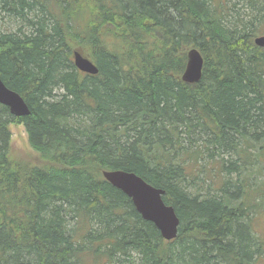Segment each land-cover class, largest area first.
<instances>
[{"label":"trees","instance_id":"obj_1","mask_svg":"<svg viewBox=\"0 0 264 264\" xmlns=\"http://www.w3.org/2000/svg\"><path fill=\"white\" fill-rule=\"evenodd\" d=\"M212 3L0 0L18 21L0 33V79L29 110L0 105V264L264 258L251 230L264 215V0ZM75 49L97 75L75 68ZM190 49L203 58L193 85L180 80ZM12 124L35 158L13 150ZM118 170L164 192L174 241L102 178Z\"/></svg>","mask_w":264,"mask_h":264},{"label":"water","instance_id":"obj_2","mask_svg":"<svg viewBox=\"0 0 264 264\" xmlns=\"http://www.w3.org/2000/svg\"><path fill=\"white\" fill-rule=\"evenodd\" d=\"M254 43L262 47L264 38H256ZM73 65L80 72L88 75H96L98 70L88 58L79 51L73 52ZM203 58L196 49H190L186 53V65L180 80L185 84H196L202 76ZM0 104L7 107L10 114L15 117L29 115V110L23 98L16 92L8 89L0 79ZM102 176L113 188L122 192L130 199L135 211L143 221L152 223L159 231L160 236L167 240L177 237L180 227L173 206L164 203V192L147 184L143 179L133 173L123 171H106Z\"/></svg>","mask_w":264,"mask_h":264},{"label":"rangeland","instance_id":"obj_3","mask_svg":"<svg viewBox=\"0 0 264 264\" xmlns=\"http://www.w3.org/2000/svg\"><path fill=\"white\" fill-rule=\"evenodd\" d=\"M216 1L217 0H213L214 3H216ZM221 1H226L227 6H228L229 4L232 5L233 3L237 4V2H239L241 0H221ZM228 2H229V4H228ZM214 3H212V4L215 5ZM10 17H11V15L8 14L7 11L0 10V33H3L5 31H14L17 28V26H18L17 22L18 21L13 20ZM259 34L263 35L264 29ZM9 129L11 132L10 142H11L13 150L20 153V154H24V155H27L31 158H35L36 153L33 150H31V148H30V145L28 142V136H27V133H26L24 126L22 124H20V125L12 124V125H10ZM69 221H70V225H72L73 222L71 220H69ZM251 229L255 231V232L254 231L253 232L256 234V236H258V237L260 236L259 238L261 239V244L264 247V215L259 216L255 220H253V224H251ZM263 251H264V249H263ZM128 260L130 262L131 259H128ZM126 261L127 260H123V262H121V263L127 264ZM258 263L264 264V258L263 259L260 258L256 262V264H258Z\"/></svg>","mask_w":264,"mask_h":264}]
</instances>
